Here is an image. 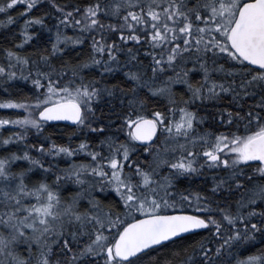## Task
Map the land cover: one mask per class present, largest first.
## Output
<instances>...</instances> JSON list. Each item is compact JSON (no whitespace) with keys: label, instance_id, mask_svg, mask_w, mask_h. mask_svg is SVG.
Masks as SVG:
<instances>
[{"label":"snow or ice","instance_id":"obj_1","mask_svg":"<svg viewBox=\"0 0 264 264\" xmlns=\"http://www.w3.org/2000/svg\"><path fill=\"white\" fill-rule=\"evenodd\" d=\"M0 92V264H264V0H0Z\"/></svg>","mask_w":264,"mask_h":264},{"label":"trees","instance_id":"obj_2","mask_svg":"<svg viewBox=\"0 0 264 264\" xmlns=\"http://www.w3.org/2000/svg\"><path fill=\"white\" fill-rule=\"evenodd\" d=\"M0 95H3L2 92H0ZM0 114H11L9 110L0 109Z\"/></svg>","mask_w":264,"mask_h":264},{"label":"water","instance_id":"obj_3","mask_svg":"<svg viewBox=\"0 0 264 264\" xmlns=\"http://www.w3.org/2000/svg\"><path fill=\"white\" fill-rule=\"evenodd\" d=\"M63 123H68V124H70L71 122H63Z\"/></svg>","mask_w":264,"mask_h":264},{"label":"rangeland","instance_id":"obj_4","mask_svg":"<svg viewBox=\"0 0 264 264\" xmlns=\"http://www.w3.org/2000/svg\"><path fill=\"white\" fill-rule=\"evenodd\" d=\"M22 114V113H21Z\"/></svg>","mask_w":264,"mask_h":264}]
</instances>
